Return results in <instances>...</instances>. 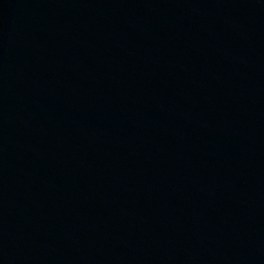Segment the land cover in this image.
I'll list each match as a JSON object with an SVG mask.
<instances>
[{"label": "water", "instance_id": "1", "mask_svg": "<svg viewBox=\"0 0 264 264\" xmlns=\"http://www.w3.org/2000/svg\"><path fill=\"white\" fill-rule=\"evenodd\" d=\"M129 49L264 51V0H0V57Z\"/></svg>", "mask_w": 264, "mask_h": 264}]
</instances>
